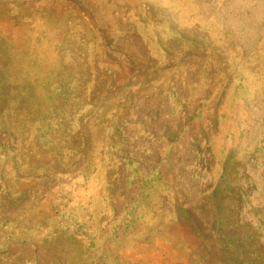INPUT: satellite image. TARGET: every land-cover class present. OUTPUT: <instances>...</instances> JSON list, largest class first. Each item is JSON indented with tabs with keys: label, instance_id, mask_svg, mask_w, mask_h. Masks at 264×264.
<instances>
[{
	"label": "rangeland",
	"instance_id": "374dc122",
	"mask_svg": "<svg viewBox=\"0 0 264 264\" xmlns=\"http://www.w3.org/2000/svg\"><path fill=\"white\" fill-rule=\"evenodd\" d=\"M0 264H264V0H0Z\"/></svg>",
	"mask_w": 264,
	"mask_h": 264
}]
</instances>
